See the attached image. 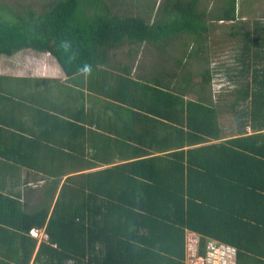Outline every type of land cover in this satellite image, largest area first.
Here are the masks:
<instances>
[{
    "label": "trees",
    "instance_id": "1",
    "mask_svg": "<svg viewBox=\"0 0 264 264\" xmlns=\"http://www.w3.org/2000/svg\"><path fill=\"white\" fill-rule=\"evenodd\" d=\"M199 1L151 2L146 13L135 0L132 14L112 12L113 0L0 1V57L49 54L66 75H0V120H16L12 87L29 89L32 100L49 94L59 103L66 89L70 98L63 117L51 115L67 126V150L40 129L19 137L25 150H8L12 166L44 179L36 207L0 194L19 237L10 245L14 264H189L188 233L199 236L200 256L213 240L236 248L237 264H264V55L250 58L247 44L231 41L241 77L228 78L245 87L232 92L241 103L233 116L254 134L207 144L220 140L216 107L204 95L216 55L210 28L236 17L235 0L215 18ZM230 33L213 36L225 43ZM140 53L149 60L137 63ZM49 142L57 150L47 153ZM33 229L44 233L38 246L27 237Z\"/></svg>",
    "mask_w": 264,
    "mask_h": 264
},
{
    "label": "crops",
    "instance_id": "2",
    "mask_svg": "<svg viewBox=\"0 0 264 264\" xmlns=\"http://www.w3.org/2000/svg\"><path fill=\"white\" fill-rule=\"evenodd\" d=\"M208 1L209 0H200L197 4V8L199 9L205 7L206 10L210 12V16L214 18L221 15L222 10L224 8L227 9L229 7V4H231V0H213L212 3H209V6L206 7ZM257 9L261 11L264 9V0H235V21L230 22L217 20L218 26H216L215 28H210V35L212 36L214 31H216V33H230L232 31L228 36L229 40L241 41L242 43L247 44L246 48L242 47L241 50L242 52L248 53V56H250V58H253L256 52L263 53L260 51V49L264 50V14L259 15L257 13ZM189 45L191 46L190 43ZM32 56L33 57L31 59L34 64L42 63L43 58L41 57L43 56L47 58L51 57L49 54H33ZM213 57L214 56H211L210 58L209 66L213 78L211 84L205 90L204 95L216 107L218 124L220 128V140H214L207 144H217L219 142L235 138L239 134L243 133L245 136L251 135L253 133L250 124H247L244 129H242L243 125H238L233 116V112L239 108V105L241 103L236 100L238 98L237 96H233L232 92H234L235 89H238L240 85L236 81H234L235 79L231 80L228 77H233L232 74H236V76L238 74L239 76V68L236 69L233 63H230L231 66H233V72L231 73V66L229 63L227 64V66H221L217 62H214L218 67L215 66L213 70V68L211 67V64H213ZM32 61L29 60L28 63H33ZM25 66L26 65L11 66L12 68H14L17 74H10L9 72H5L2 68H0V75H8L13 77L60 79L61 81H64L66 79V75L64 72L62 73L63 76L61 77H44L37 75L34 76L32 74H23L21 72V69ZM22 70H24V68ZM214 71L216 73H214ZM226 72H228V74ZM253 72L254 68H251L249 75L245 77V80H248L250 82V78L252 77ZM133 75L135 74L133 73ZM11 90L14 92L10 94L9 104L10 106L11 104H14L18 106V108L14 111L16 112V120L10 121V119H8L6 123L0 120V128H3L0 129V194L17 200L20 204H27L28 207L32 208L39 205L40 201H42L41 196L44 190V179H42L43 175L39 171L36 172L34 171V169L26 168V166H23V163H20L17 166L14 164V166H12L10 162L11 159L8 158L7 153L9 149H16L19 151H21L22 149L25 150V148H21L17 143L19 137H23L26 139L31 138L33 135L40 136V131H42L43 134L48 133L47 135L54 137V139L56 140L55 143L59 142V146H62L64 150H67V126H64L62 122L58 123L56 119H52L51 115L54 114L55 116L63 117L61 115L62 111L65 110L66 112L68 106L67 104H70L68 103L70 99L68 98L69 92L66 89L65 94L67 93L68 96L66 95L62 97L59 103H55V99L50 100L51 95L49 94H45L44 98L40 97L42 98V100H39L38 97H36L40 95H36L34 96L35 100H32L31 96L28 95V93L30 92L29 89L26 91H20L19 89H16V87H12ZM35 90L36 89H33V93L35 92ZM42 91H44V89L40 88L39 90H37V93L43 95ZM36 108L37 110H34ZM35 111H37L38 113H35ZM32 115L36 116L35 119L31 118ZM6 118L7 114L5 112L4 119ZM222 119L223 125L220 122V120ZM227 123H229L228 126H226ZM11 134H15L16 138L14 140L11 139L13 137L11 136ZM52 145L53 144L49 142L47 153H50L53 150H57L56 148L52 147ZM33 151L36 154L35 158L33 156V159L41 158V155L37 154L35 149ZM38 159L37 163L41 166ZM57 194L58 193H56L55 197H57ZM54 202L55 200H53L52 205ZM1 209H3V206L1 207ZM7 211L8 208H6V212H4V214L0 212V264L15 263V261L11 259V256L13 255L11 254L12 250L10 249L12 247L10 245L12 241H16L19 239L17 235L13 236V233L11 232L12 227L7 217ZM32 231L36 234H32L29 232V235L27 237L36 239L38 246L40 241L45 238L44 233L42 230L33 229ZM195 235L199 238L197 234ZM35 254L36 250L33 251V257L35 256ZM259 260L264 261V258H259ZM33 264H35V262H33Z\"/></svg>",
    "mask_w": 264,
    "mask_h": 264
},
{
    "label": "rangeland",
    "instance_id": "3",
    "mask_svg": "<svg viewBox=\"0 0 264 264\" xmlns=\"http://www.w3.org/2000/svg\"><path fill=\"white\" fill-rule=\"evenodd\" d=\"M0 1L7 2L9 4H14L15 1H17V2H25V3L30 1V2L35 3L36 7H38L39 3L42 2V0H0ZM134 1L135 0H113V2H110V3L108 2V3L110 5H112V12H117L119 14H122V12L124 11V12H126L128 14H132L133 12L134 13L136 12V9L134 7V4H135ZM144 1L146 3L145 4V12L147 13L148 10L146 11V8H148V6H150V3L151 2L156 3V5H158L163 0H144ZM212 1L213 0H209L208 1V4L206 5V7L209 6V3H212ZM139 7H141V6L139 5ZM162 10H164V9H162ZM253 11H255V10H253ZM257 13L259 15H263L264 14V9L262 11L257 9ZM209 38H210V45H209V47H210L211 51L214 54H216L213 57V64H211V67L213 68V70H214L215 66L218 67L217 64H215L214 62H217L220 65L223 64V63L224 64H228V63L229 64L230 63L232 64L233 63V65L235 66V68L238 69L239 68V66H238L239 65V62H237V61L235 62V60H234V58H232V56H233V53H237V51H239V49H237V48H233L232 49L231 46H232L233 42H232V44H231V41H228V42H225V43L220 42V41L219 42H216L218 40V38H217V36H213V35L210 36ZM186 41H188L189 43H191L190 37L189 38H186ZM176 43L178 44L177 45L178 46V48H177L178 49V52H180L182 50V45H183L182 42H181V39H178L177 38ZM174 45H176V44H174ZM123 50H125V49H123ZM171 51H173V50H170V53H171ZM260 51L264 53V50L263 49H260ZM145 54L146 53H140L138 55V57H137V63H139L140 61L143 63V62H145L146 59H148V56H146ZM32 55H33L32 52H25L23 54H17L14 58H12L9 61H6L5 59L0 58V68H2L3 71H5V72H9L10 74H17V72L11 66H13V65H16V66H22V65L24 66V65H26L25 67H23L24 70H22L23 68L21 69V72L23 74H27V75L32 74L34 76L37 75V76H44V77H61V76H63V74H62L63 73V70L57 64L56 60L52 56L49 57V58L43 56V57H41V58H43L42 63H36V64H34V62L31 59L33 57ZM246 55H248V53H246ZM29 60H31L33 63H30L29 64L28 63ZM7 63H10V65H8ZM123 63L124 64H127V65L130 64V62L128 60L127 61H124L123 60ZM231 64H230V66H231ZM259 65H261V64L260 63L259 64H253L250 67L251 68H255V67L259 66ZM190 66H191V68L193 67L191 69V71L193 73H196V71H198L201 68L200 65L197 66L194 63H192V65H190ZM225 66H227V65H225ZM232 68H233V66L230 67V72L231 73L233 72V69ZM132 72L134 74H137L138 69L135 71L134 68H133L132 69ZM221 72H223V71H221ZM214 73H216V72L214 71ZM247 81L248 80H243V78H242V83H245ZM243 89H245V87L242 86L241 88L236 89L235 90V93L236 94L241 93L240 91L241 90L243 91ZM189 97L192 98V96H189ZM220 122L223 125V123H222L223 122V119L220 120ZM228 125H229V123H227L226 126H228Z\"/></svg>",
    "mask_w": 264,
    "mask_h": 264
},
{
    "label": "built area",
    "instance_id": "4",
    "mask_svg": "<svg viewBox=\"0 0 264 264\" xmlns=\"http://www.w3.org/2000/svg\"><path fill=\"white\" fill-rule=\"evenodd\" d=\"M236 259V248L213 240L208 242L204 256H200L199 238L193 233L186 236V261L189 264H237Z\"/></svg>",
    "mask_w": 264,
    "mask_h": 264
}]
</instances>
